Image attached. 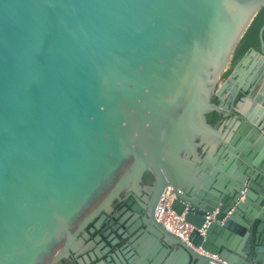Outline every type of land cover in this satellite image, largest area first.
Segmentation results:
<instances>
[{"label": "water", "instance_id": "obj_1", "mask_svg": "<svg viewBox=\"0 0 264 264\" xmlns=\"http://www.w3.org/2000/svg\"><path fill=\"white\" fill-rule=\"evenodd\" d=\"M263 31L264 0H0V264H264ZM143 174L149 215L85 230ZM166 187L196 229L217 210L202 238L156 222Z\"/></svg>", "mask_w": 264, "mask_h": 264}, {"label": "built area", "instance_id": "obj_2", "mask_svg": "<svg viewBox=\"0 0 264 264\" xmlns=\"http://www.w3.org/2000/svg\"><path fill=\"white\" fill-rule=\"evenodd\" d=\"M173 198V191L170 187H166L154 210V219L158 222L167 232L176 236L180 241L189 245L190 237L196 236L202 238L204 230L209 222L213 219L217 210L211 212V214L204 217V222L201 227L196 229L193 226L187 224L183 220V215H176L174 211L170 210L171 200ZM231 210V209H230ZM229 211L225 215L229 214ZM210 258L218 264H224L217 259L216 256H210ZM212 264V263H211Z\"/></svg>", "mask_w": 264, "mask_h": 264}, {"label": "flooded vegetation", "instance_id": "obj_3", "mask_svg": "<svg viewBox=\"0 0 264 264\" xmlns=\"http://www.w3.org/2000/svg\"><path fill=\"white\" fill-rule=\"evenodd\" d=\"M228 67H229V64L226 66L225 71L228 69ZM224 78H222V75H221L219 81L223 80ZM210 101L213 104H217V100L214 97H212ZM209 115L210 114L206 115V120L209 119ZM198 151H199V154H200L201 153V150L198 149ZM151 183H152V179L148 175L143 174L142 179H141V182L138 185L139 187H138V189L135 192L134 191L131 192L130 195L126 199H123V197L125 196V194L121 192L119 194V196H118L119 198L113 200V202L111 204V211L108 212V213H105L104 211H101L93 219V221L87 225V227H86L85 230H88L89 228H91V226L93 225V223L96 222L98 219H100L101 216H103V218H102V220H101V222L99 224V228L100 229H104V230L105 229H108L111 226L110 222H111L112 216L114 214H117L119 212H123L124 214H126V212H127L126 210L127 209H126L125 205H126V202L129 199H134V200H137V201H143L142 206H143L144 212L147 215H149L150 212H151V209H152V201H153V195H154L153 191L151 190ZM134 205L136 207H139V205H138L137 202L134 203ZM153 216H154V211H153ZM86 251H83L79 255H72L71 258H61L57 262H55L54 264H68L69 262L74 263V261H76L77 259H80L81 256L84 255V253Z\"/></svg>", "mask_w": 264, "mask_h": 264}, {"label": "crops", "instance_id": "obj_4", "mask_svg": "<svg viewBox=\"0 0 264 264\" xmlns=\"http://www.w3.org/2000/svg\"><path fill=\"white\" fill-rule=\"evenodd\" d=\"M262 35V48L259 47V43L257 47L254 48L256 53H252V55L244 62L242 69L238 72V79L241 80L243 77H246L249 73H254L257 78L262 81L264 84V58L260 55V52L264 53V31ZM261 92L264 94V88L261 86V83L255 82L252 87V95Z\"/></svg>", "mask_w": 264, "mask_h": 264}, {"label": "trees", "instance_id": "obj_5", "mask_svg": "<svg viewBox=\"0 0 264 264\" xmlns=\"http://www.w3.org/2000/svg\"><path fill=\"white\" fill-rule=\"evenodd\" d=\"M257 45H252L250 46L248 49L250 48H256ZM248 49H246L243 53L236 55L229 63V67L228 69L222 74V78L226 77L228 75V73L230 72L231 68L237 63V61L248 51ZM221 121V117L216 114V113H210L209 115V119L207 120V122L213 126L216 127L218 125V123Z\"/></svg>", "mask_w": 264, "mask_h": 264}]
</instances>
